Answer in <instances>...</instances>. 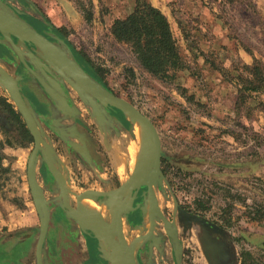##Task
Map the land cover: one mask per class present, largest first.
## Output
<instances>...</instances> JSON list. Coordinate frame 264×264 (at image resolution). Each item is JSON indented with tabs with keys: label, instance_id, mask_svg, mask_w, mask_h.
<instances>
[{
	"label": "rangeland",
	"instance_id": "rangeland-1",
	"mask_svg": "<svg viewBox=\"0 0 264 264\" xmlns=\"http://www.w3.org/2000/svg\"><path fill=\"white\" fill-rule=\"evenodd\" d=\"M29 1L30 19L18 12L24 4L17 0H0V8L29 26L35 21L42 29L43 22L64 55L134 104L159 132L168 174L156 176L151 190L122 192L115 228L121 245L134 248L137 264H264V86L248 89L255 81L251 66H261L264 76V0H152L168 16L187 62L173 81L149 73L131 46L111 34V23L128 15L135 0ZM67 1L84 18L69 15ZM0 65L46 141L33 181L35 140L0 78V264H37L42 218L48 220L44 264H115L106 241L86 237L67 210L51 166L63 174L73 207L86 192L83 198L100 203L105 225H112L106 203L113 197L96 192L116 190L118 176L125 181L151 172L153 145L145 170L136 172L137 123L103 106L45 53L1 30ZM144 198L147 208L139 211L134 202ZM197 200L209 207L197 213L211 222H223L224 209L232 214L224 234H213L181 207L194 208Z\"/></svg>",
	"mask_w": 264,
	"mask_h": 264
},
{
	"label": "water",
	"instance_id": "water-1",
	"mask_svg": "<svg viewBox=\"0 0 264 264\" xmlns=\"http://www.w3.org/2000/svg\"><path fill=\"white\" fill-rule=\"evenodd\" d=\"M0 30L4 33H10L16 36L18 39L24 42H28L30 44H34L44 50L45 54L48 56L50 60H52L59 68H61L69 77H71L83 90H85L88 94L93 96L96 100H98L103 106L115 108L124 114L130 116L132 119L137 118L140 120L151 135L152 145H153V155L151 158L152 168L151 172H148L143 177H139L136 173L131 176L126 182L122 183L120 187L116 190L103 193L101 191H97L98 195H105L107 197H113L116 200H119L120 195L122 192H126L131 190L135 187L144 185L151 190V186L153 180L156 176H158L161 170V139L159 132L152 122V120L145 115L140 109H138L134 104L129 102L128 100L124 99L116 95L115 93L111 92L100 83L95 81L91 76L83 71V69L73 60L68 58L66 55L63 54L62 50L53 42H51L48 38L40 34L36 31L32 26L26 25L20 19L16 18L13 15H8L6 12L0 8ZM13 47L23 58V51L22 49L13 43ZM0 78H2L9 94L16 104L17 108L19 109L20 113L22 114L23 118L28 123L30 130L32 132L33 138L35 140V146L30 162V174L32 180L35 181V165L36 160L38 157V153L41 149L42 143H46L39 126V122L36 120L35 116L26 106L21 93L17 90L13 76L6 71L0 65ZM49 162L52 163L53 156L51 152H49ZM53 172H55L59 176V185L63 197L65 199V205L67 210L75 217L77 220L81 230L90 235L92 233L95 234L97 238L104 239L106 243L112 248L114 252V261H119L121 264H137L135 259V255L131 254V251L134 250L130 246L123 247L120 241L117 238L115 228L117 226L118 221L123 215V205L118 204V218L113 219L112 225H105L102 229L93 226L87 223L83 219L82 207H81V198L87 194L86 192L79 196V204L78 207H73L71 203L68 201V194L66 190V182L63 177V174L56 170L53 166H51ZM137 172V171H136ZM142 179H146L145 182L139 184ZM193 219L206 224L207 221L197 215L192 216ZM42 222L44 224L43 229L40 233L38 244H37V264H43V250L44 245L48 233V220L47 218H42ZM107 254V253H106ZM131 254V255H130Z\"/></svg>",
	"mask_w": 264,
	"mask_h": 264
},
{
	"label": "trees",
	"instance_id": "trees-1",
	"mask_svg": "<svg viewBox=\"0 0 264 264\" xmlns=\"http://www.w3.org/2000/svg\"><path fill=\"white\" fill-rule=\"evenodd\" d=\"M110 30L115 39L131 46L142 66L154 76L173 81L181 70L187 68L168 16L152 0H135L133 10L125 17L116 18ZM250 70L255 81L250 82L248 89L259 91L264 86L262 68L254 64ZM1 99L9 112L17 114L7 96ZM161 170L167 175L166 168L161 166ZM208 208L197 200L194 208L187 207V211H206ZM224 210L221 225L227 226L232 214ZM209 225L218 232L222 229L219 224L212 225L210 222Z\"/></svg>",
	"mask_w": 264,
	"mask_h": 264
},
{
	"label": "bare ground",
	"instance_id": "bare-ground-1",
	"mask_svg": "<svg viewBox=\"0 0 264 264\" xmlns=\"http://www.w3.org/2000/svg\"><path fill=\"white\" fill-rule=\"evenodd\" d=\"M133 120L135 121V123H137V126H139V136H140V141H141V153L139 154V156L136 160V171H144L146 161L150 157V153H151V146H152L151 135H150L149 131L147 130V128L145 127V125L140 120H138L137 118H133ZM147 147H148V156L145 157V152L147 150ZM147 170H148V168H147ZM125 194L126 193H123L122 195H120L119 200L112 198L109 202L106 203V206L109 209V218H108L109 221L108 222H110L112 219H114L116 212H117V209H118V204L121 205V202H122L121 196H124L126 199ZM152 195H153V193L151 192L150 196H152ZM91 198H86V197L81 198V207H82L83 219L87 223L102 229L105 226V221H104V215H103L101 207H100V203H98L97 201H95L94 199H91ZM148 216H149L148 219L150 220L151 212L148 213ZM131 254L136 255L135 251H131ZM114 262H115V264L116 263L121 264V262H119V261H114Z\"/></svg>",
	"mask_w": 264,
	"mask_h": 264
},
{
	"label": "flooded vegetation",
	"instance_id": "flooded-vegetation-1",
	"mask_svg": "<svg viewBox=\"0 0 264 264\" xmlns=\"http://www.w3.org/2000/svg\"><path fill=\"white\" fill-rule=\"evenodd\" d=\"M8 1V0H7ZM22 2H23V0H22ZM30 3H24V6H23V8H20L21 10H18V12H20L22 15L21 16H24V17H26L27 19H30L29 18V16L26 14V13H31L29 10H30V8H31V5H29ZM22 7V6H21ZM40 21V20H39ZM41 22V21H40ZM32 26H33V28L36 30V31H38L40 34H42L43 36H45L46 38H48L51 42H53L54 43V41L52 40V38L50 37V36H48L46 33H48V28H46V26H45V24L43 23V22H41V25H42V29H40V28H38L37 26H36V24H35V21H32ZM55 30H60V29H55ZM8 35H10L14 40H15V42H22V43H24V44H26L29 48H34V49H36V50H40V51H42L43 53H45L44 52V50H42L41 48H39L38 46H36V45H34V44H30V43H28V42H24V41H21L20 39H18L16 36H14V35H12V34H10V33H7ZM58 34L63 38V39H65V41L66 42H68V43H70L71 44V42L69 41V38L67 37V35L66 34H63V33H61V31H59L58 32ZM16 44V43H15ZM55 44V43H54ZM17 45V44H16ZM72 45V44H71ZM18 46V45H17ZM19 55V54H18ZM24 53H23V58H21L20 57V55H19V58L20 59H24ZM107 108H109L114 114H119L120 113V111L119 110H117V109H115V108H111V107H107ZM161 161H162V157H161ZM107 162L109 163L110 162V160L107 158ZM161 166H163V164L161 165ZM163 168H166V167H164L163 166ZM168 171V170H167ZM168 174V173H167ZM118 183L120 184V182L118 181ZM146 201H147V199H140V200H136L135 202H134V206L136 207V209L137 210H139L140 211V209H142L143 207H145L146 208ZM107 207V206H106ZM181 207L183 208V207H185L184 209L185 210H187V207L186 206H184V205H181ZM103 211H104V208H103ZM105 212V211H104ZM107 212H109V209H108V207H107ZM188 212H190V213H193L192 214V216L193 215H197V216H200V217H202V218H204V216H201V215H199L197 212L198 211H188ZM106 214V213H105ZM206 221H207V223L206 224H203V223H201V222H199V223H201V224H203V225H205L206 227H208L210 230H212V233L213 234H215V235H222V234H224L225 232H226V230H227V226H222L221 225V222H211V221H209V220H207L206 218H204ZM195 220V219H194ZM197 221V220H196ZM198 222V221H197ZM211 222V224L212 225H217V224H219V225H221V227H222V229H221V231L220 232H218V231H216V230H214V229H212L211 227H210V225H209V223ZM86 235V237H88V238H91L89 235H87V234H85ZM43 252H44V250H43ZM81 263V262H80ZM43 264H44V261H43Z\"/></svg>",
	"mask_w": 264,
	"mask_h": 264
},
{
	"label": "crops",
	"instance_id": "crops-1",
	"mask_svg": "<svg viewBox=\"0 0 264 264\" xmlns=\"http://www.w3.org/2000/svg\"><path fill=\"white\" fill-rule=\"evenodd\" d=\"M9 1H11V0H9ZM19 3H21L22 2V0H17ZM65 1V0H64ZM30 1L29 0H23V4L24 3H29ZM22 3L21 4H19L20 6H22ZM65 6H66V10H67V12L69 13V15H70V13H72V15L73 16H76V17H78L79 19H81V18H84V17H82V14H81V12H78L77 10H74V8H72V4H71V2L70 1H67V2H65V4H64ZM68 7V8H67ZM71 10V11H70ZM112 24H113V22L111 23V25H110V28H111V26H112ZM105 117H103V119H104ZM105 122V121H104ZM111 162V161H110ZM113 162V161H112ZM111 162V163H112ZM113 168H114V166L113 165H111ZM115 169V168H114ZM115 171V170H114ZM118 179H119V182L120 183H124V182H126L127 180H122V178H120V176H118ZM127 179V178H126ZM121 180L122 181H124V182H121ZM149 198V197H148ZM148 200V199H147ZM146 205H147V201H146ZM147 208V207H146Z\"/></svg>",
	"mask_w": 264,
	"mask_h": 264
}]
</instances>
